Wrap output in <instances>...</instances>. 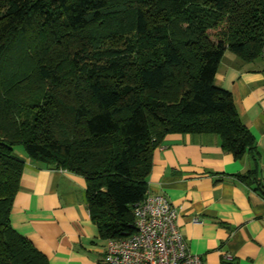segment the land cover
<instances>
[{"label":"trees","instance_id":"obj_1","mask_svg":"<svg viewBox=\"0 0 264 264\" xmlns=\"http://www.w3.org/2000/svg\"><path fill=\"white\" fill-rule=\"evenodd\" d=\"M263 31L264 0H0V264H50L9 221L24 157L84 179L106 240L133 232L168 134L256 162L214 77L225 52L261 58Z\"/></svg>","mask_w":264,"mask_h":264},{"label":"crops","instance_id":"obj_2","mask_svg":"<svg viewBox=\"0 0 264 264\" xmlns=\"http://www.w3.org/2000/svg\"><path fill=\"white\" fill-rule=\"evenodd\" d=\"M214 84L230 93L258 159L247 153L234 158L215 134H168L152 153L148 193L161 194L174 206L187 248L205 264H264L263 61L245 62L225 52ZM24 159L9 214L12 228L50 264H106L107 240L90 219L84 179ZM251 170L253 179L238 177Z\"/></svg>","mask_w":264,"mask_h":264},{"label":"built area","instance_id":"obj_3","mask_svg":"<svg viewBox=\"0 0 264 264\" xmlns=\"http://www.w3.org/2000/svg\"><path fill=\"white\" fill-rule=\"evenodd\" d=\"M260 57L264 64V33ZM132 209L134 230L107 240L106 264H205L187 248L176 225V210L166 197L148 194Z\"/></svg>","mask_w":264,"mask_h":264},{"label":"rangeland","instance_id":"obj_4","mask_svg":"<svg viewBox=\"0 0 264 264\" xmlns=\"http://www.w3.org/2000/svg\"><path fill=\"white\" fill-rule=\"evenodd\" d=\"M212 33V32H211Z\"/></svg>","mask_w":264,"mask_h":264}]
</instances>
